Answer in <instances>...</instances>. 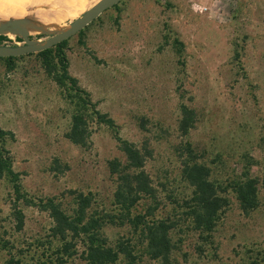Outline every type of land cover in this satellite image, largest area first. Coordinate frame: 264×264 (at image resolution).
Segmentation results:
<instances>
[{
	"label": "rangeland",
	"instance_id": "rangeland-1",
	"mask_svg": "<svg viewBox=\"0 0 264 264\" xmlns=\"http://www.w3.org/2000/svg\"><path fill=\"white\" fill-rule=\"evenodd\" d=\"M79 1L85 11L98 0ZM81 13L63 16L43 37ZM4 36V44L19 37ZM63 49L69 74L115 128L93 117L87 144L72 143L65 133L75 90L56 83L36 53L15 56L12 69L0 57V127L13 134L3 145L23 195L35 203L54 197L73 214L76 194H90L89 213H116L118 178L108 163L126 162L117 133L147 155L143 171L155 191L154 198L139 199L132 213L157 205L153 217L177 222L170 230L175 264H264V0H122ZM183 104L195 112L187 134L179 130ZM186 143L229 198L206 242L183 213L193 189L182 175ZM248 178L258 181L257 204L245 211L233 186ZM15 202L24 215L22 229L12 214ZM52 226L47 211L16 200L12 182L1 174L0 264H56L62 242L52 236ZM100 236L112 247L128 241L133 264H161L147 255L145 241L128 222L107 223ZM85 239L71 241L75 254L64 256L63 264H88ZM127 260L120 254L117 264Z\"/></svg>",
	"mask_w": 264,
	"mask_h": 264
},
{
	"label": "trees",
	"instance_id": "trees-1",
	"mask_svg": "<svg viewBox=\"0 0 264 264\" xmlns=\"http://www.w3.org/2000/svg\"><path fill=\"white\" fill-rule=\"evenodd\" d=\"M5 39L4 35H0V44ZM20 40L21 38L18 37V41ZM174 42L176 45H182L177 38L174 39ZM66 43L67 40H64L36 54L42 57L44 68L56 83L64 87L68 85V87L75 90L76 96H78L77 104L71 119V126L65 136L72 143L83 146L87 144L90 136L88 119L96 117L99 123L107 125L110 129L115 128V123L106 113H100L95 109L96 105L89 98V94L81 89L77 85V79L69 74L67 58L63 49ZM13 58L4 57L8 69L13 68ZM54 59H56V62ZM180 109L179 130L182 134H187L194 126L195 112L184 104L180 106ZM6 136L12 138L13 134L0 127V175H6L12 182L17 201L23 198L27 204H33L47 211L52 218L51 234L54 237H58L62 242L61 247L56 250L59 256L56 259V264H63L65 261L64 256L71 257L75 254L71 250L73 246L71 241H75L81 236L86 238L84 242L88 264H117L120 254L128 258L125 264H133L136 255L133 253V247L128 241H121L115 247H112L107 245L106 240L100 236V230L105 224L121 225L125 222L130 223L134 230L139 231V235L146 243V253L151 259H160L161 264H175L171 259L174 244L171 240L170 230L175 227L177 222L169 218L153 217L157 205L148 206L144 214L132 213L139 199L154 198L155 196L151 181L143 171L147 155L140 148L132 142L122 139L116 133L115 139L118 142L119 149L125 155L126 162L122 164L120 160L114 158L108 164L111 173L116 174L118 178L114 192V202L119 211L107 213L103 210H94L89 213L91 195L77 193L75 196L76 208L73 214H68L61 203L56 201L54 197L35 203L23 195L22 185L19 180L20 174L13 170L12 158L3 145ZM145 152L149 154L148 151ZM182 154L186 156L183 161L182 175L193 188L192 195L187 203V210L183 211V213L187 219H190L192 227L199 231L203 241H210L217 221L229 205V198L222 194L224 189H221L220 186L210 180L209 167L196 160L197 154L194 153L189 143L182 147ZM257 186L258 181L255 178H248L244 183L234 184V191L243 210L248 211L256 207ZM12 214L16 220V228L22 229L24 215L16 202L14 203ZM14 264H18V261H15ZM42 264L46 263L43 262Z\"/></svg>",
	"mask_w": 264,
	"mask_h": 264
},
{
	"label": "water",
	"instance_id": "water-1",
	"mask_svg": "<svg viewBox=\"0 0 264 264\" xmlns=\"http://www.w3.org/2000/svg\"><path fill=\"white\" fill-rule=\"evenodd\" d=\"M120 1L122 0H98L81 13V15L71 21L67 26L51 32L48 36L44 37L42 34H46L47 30L39 32L40 37L36 39L32 38L30 34L24 30L22 24L18 20L12 19L5 21L0 25V35L13 33L18 35L21 40L17 41L15 44L1 43L0 57H15L30 53H37L51 48L84 29L102 12Z\"/></svg>",
	"mask_w": 264,
	"mask_h": 264
},
{
	"label": "bare ground",
	"instance_id": "bare-ground-1",
	"mask_svg": "<svg viewBox=\"0 0 264 264\" xmlns=\"http://www.w3.org/2000/svg\"><path fill=\"white\" fill-rule=\"evenodd\" d=\"M84 11L79 0H0V25L18 20L25 31L39 33L54 28L63 16H74Z\"/></svg>",
	"mask_w": 264,
	"mask_h": 264
}]
</instances>
